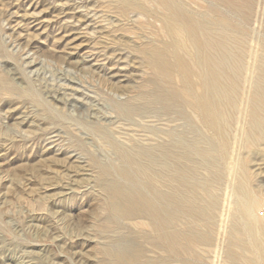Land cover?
I'll return each mask as SVG.
<instances>
[{
	"label": "rangeland",
	"instance_id": "1",
	"mask_svg": "<svg viewBox=\"0 0 264 264\" xmlns=\"http://www.w3.org/2000/svg\"><path fill=\"white\" fill-rule=\"evenodd\" d=\"M109 1L0 0V76L22 90L31 88L39 93L49 107L62 114L64 125L51 123L54 115L43 112L34 102L0 96V141L2 138L23 141V145H0V264H104L105 247L115 251L123 248L124 244L120 246L117 239L126 236L127 231L123 230L117 238L100 232L108 212L101 208L98 173L104 167H112L116 168V172L110 168L112 177L119 178L126 166L90 125L98 123L110 128L112 141L117 139L115 143L127 148L147 144L149 141L144 138H151V144L169 143L176 135L189 140L208 138L194 113L190 112L188 120L183 110L164 113L159 104L138 113L125 108L124 103L150 79L148 69L138 59L139 51L146 43H159L166 38L159 34V21L136 13L122 19L108 10ZM148 1L157 8L154 0ZM178 1L198 15H208L219 8L234 25L242 24L240 13L218 6L214 0ZM207 20L213 23L211 15ZM141 24L144 30L137 31ZM116 25L121 30H116ZM247 29L250 48L262 50L264 0H255ZM251 73L252 68L248 75ZM249 91L246 83L244 101ZM125 112L131 119L128 115L125 118ZM245 124L241 118L232 132L239 136ZM149 130L157 133L155 141L152 135L146 138ZM208 143L211 159L197 157L196 183L203 186L213 183L208 192L201 190L199 196L205 208L210 209L209 205L214 203L213 222L202 221L197 227L210 241L195 248L197 255H190L194 262L187 258L177 264H232L227 259V250L239 223L234 209L237 179L219 161L216 145L211 140ZM56 157L63 160L61 170L65 171V177L58 184L50 183L42 189H24L19 175L28 172V183L40 184V176L50 170ZM74 167L83 170L82 175L75 174ZM263 172H256L251 188L257 199L254 216L264 224ZM125 223L135 227L146 225L147 221ZM111 244L119 245V249ZM144 246L147 259L164 256L149 244ZM232 250L240 252L235 246ZM245 257L250 258V254ZM240 264L247 263L242 260Z\"/></svg>",
	"mask_w": 264,
	"mask_h": 264
},
{
	"label": "bare ground",
	"instance_id": "2",
	"mask_svg": "<svg viewBox=\"0 0 264 264\" xmlns=\"http://www.w3.org/2000/svg\"><path fill=\"white\" fill-rule=\"evenodd\" d=\"M154 1L157 8H153L148 0L109 1L108 10L122 19L136 13L159 21V34L166 38L159 43H146L139 51L138 59L148 69L150 79L140 92L124 103L125 108L133 110L129 111L133 113L151 107L154 109L153 106L159 104L164 109L163 112L183 110L187 119H191L190 112L194 113L208 138L189 140L176 135L170 136L172 139L169 143L160 141L163 144H155L154 137L157 133L149 130L150 134L146 138L152 135L155 142L151 144V138L143 137L145 141H149L148 145L135 144L136 140L133 138L135 145L127 148L121 143L117 144L119 142L115 143L117 139L112 141L110 128L98 123L90 125L109 143L126 166L119 178L116 174L117 178L112 177V167L99 169L98 173L101 208L106 210V214L108 212L102 221L100 232L106 237L113 235L117 238L123 230L127 231L124 232L126 236L117 239L120 246L121 243L124 244L121 250L105 247L103 262L174 264L182 259L191 260L190 255L196 251V247L209 243V237L206 239L197 227L202 221L213 222L211 218L215 205H209L210 209L203 207L199 196L201 190L208 192L213 183L206 186L196 183V165L198 156L207 161L211 159L210 149L207 147L211 140L216 145L219 161L226 164L237 179L234 209L239 223L228 242L227 259L232 264H240L242 260L247 264H264V224L254 216L257 199L251 188L256 172L264 171V47L260 51L250 48L247 29L252 21L255 0H214L218 6L240 13V25H234L219 8L210 11L208 15H198L188 11L178 0ZM209 15L212 16L213 23L207 20ZM115 27L116 30H121L119 25ZM143 30L144 25L141 24L137 31ZM115 51H112V55ZM250 68L252 73L249 76ZM246 83L249 84L250 91L244 101ZM38 94L31 88L22 90L0 76V96L34 102L43 112L54 115L49 120L51 123L64 126L62 114L49 107ZM127 113L126 117L123 115L125 118ZM241 118H244L246 124L238 136L232 131ZM39 126L37 124L36 127L40 128ZM11 144L23 145V141L7 138L0 141L1 146ZM82 147L84 151V145ZM61 163L63 164V160L56 157L50 163V170L40 176V184L34 183L35 181L28 183V172L21 173L19 177L24 189L31 191L36 189L34 187L42 189L51 185L50 183L58 184V180L65 177ZM112 169L114 171L116 168ZM73 171L79 175L83 172L79 167H74ZM137 220H145L147 224L129 227L125 223ZM142 241L167 256L147 259V250ZM233 246L240 248V252L234 253ZM246 254H250V258L246 259ZM195 259L198 260L197 257Z\"/></svg>",
	"mask_w": 264,
	"mask_h": 264
}]
</instances>
